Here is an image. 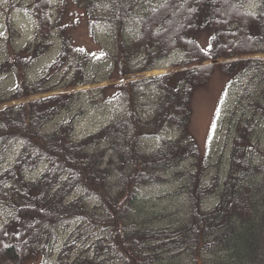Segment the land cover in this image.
<instances>
[{"label":"trees","instance_id":"trees-1","mask_svg":"<svg viewBox=\"0 0 264 264\" xmlns=\"http://www.w3.org/2000/svg\"><path fill=\"white\" fill-rule=\"evenodd\" d=\"M84 1L94 4L93 0ZM254 1L257 9L251 12L246 4ZM105 2L110 15L106 11L101 18L117 26L119 34L128 21H137L136 28L127 29L129 42L123 41L127 38L114 41L117 75L126 78L136 71L159 69L175 54L184 56L176 67L197 66L114 85L111 99L124 100L127 109L97 133L83 138L76 136L72 121L45 131L69 108L75 93L0 110V166L18 142L22 146L18 158L0 168V211L7 212L0 222V264H26L44 254L48 259L60 227L74 225L78 228L52 264H161L165 256L179 253L178 249L184 250L189 264H199L200 254L213 253L215 247L226 255L233 248L235 253L227 257L230 264H264V150L253 139L257 121L264 119V58L230 60L248 55L246 50L251 49L264 54V0H164L139 16L137 0ZM87 7L92 24L94 13ZM36 17L39 22L29 50L31 60L48 49L51 30L38 11ZM178 18L182 21L175 25ZM203 35L207 37L205 48L200 41ZM234 36L239 50L238 46L236 50L230 47ZM63 38L54 69L60 68L69 55L67 32ZM241 48L245 54H239ZM230 49L231 55H227ZM219 60H224L218 67L228 76V86L243 85L231 117L236 129L231 172L224 182L216 176L191 190L183 225L174 232H163L154 228L160 217L134 215L137 195L143 187L160 183L161 172L173 162L197 155L196 145L186 137L190 136L191 100L214 70V66L201 64ZM5 66L13 72L23 68L11 67L9 61ZM87 84L89 81L80 85ZM22 85L13 100L43 91L37 83L29 84L28 92L22 93ZM144 90L152 92V98L141 93ZM154 104L157 109H152ZM140 108L151 111L153 118L145 119ZM169 127L181 132L176 141L163 139L156 153L144 154L141 142L162 139ZM41 164L45 166L43 174L28 179L27 175ZM214 194L215 200L205 206ZM85 227L103 236L93 243L90 256H83L90 249L76 256L74 251L82 242ZM218 257L210 264H225Z\"/></svg>","mask_w":264,"mask_h":264},{"label":"rangeland","instance_id":"rangeland-1","mask_svg":"<svg viewBox=\"0 0 264 264\" xmlns=\"http://www.w3.org/2000/svg\"><path fill=\"white\" fill-rule=\"evenodd\" d=\"M93 1L94 4H90V1L85 3L84 0L81 4H77L75 0H0V110L59 94L75 93L76 95L69 108L66 111L64 110L52 124L46 126L45 131H52L55 126L72 121L75 124L76 136L83 138L97 133L108 125L117 114L123 113L127 109L124 100L116 101L111 99L115 93L114 85L143 81L169 74L176 70L197 66L176 67L175 64L181 63L184 56L175 54L165 59L159 69L143 72L136 71V74H129L126 78L117 75L114 72L117 62L115 61L116 48L114 41L117 38L118 40L127 38L123 41L129 42L128 38L130 37L127 29L130 31V29L136 28L137 21L135 19L128 21L125 30L122 34H119L117 26L112 22L103 21L101 18L105 16L106 11L107 13L109 11L104 6L107 0H102L101 3L98 0ZM163 1L137 0L135 3L137 5L136 16L148 10H153L154 7L160 5ZM88 5L92 9V13H94L93 17L95 19L91 18L92 24L89 23L86 15L85 8L90 11L89 7H87ZM96 5L97 7L95 8ZM257 5V1H254L248 3L246 8L256 11ZM37 11L40 13L41 18L46 20L51 30L49 44L47 45L48 49L37 58L31 60L29 58L31 56L29 50L34 41L36 22H39L36 17ZM108 15L110 14L108 13ZM181 21L178 18L175 21V25L181 23ZM62 26L64 27L63 29L61 28ZM66 32L69 41V55L60 68L54 69L53 65L63 48V35ZM205 35L201 36L200 39L201 43H203V48H205L207 41ZM230 39L231 49L236 50L237 46L239 47L236 36ZM257 46L261 47L259 44ZM231 49L227 55H231ZM241 50L239 54L247 52L246 54L248 55L235 57L230 60L264 58V54L254 53L253 49H251L252 52H248V50L245 52L242 48ZM7 61L10 62L11 67L23 68L19 72H13L9 67L5 66ZM216 62L217 64L215 61H205L201 64V66H214V70L210 71L206 84L197 90L191 100L192 117L188 128L190 136L186 135V137L189 142L196 145L197 155L181 162H173L170 168L161 172L160 183L143 187L137 195L134 215L149 213L160 217L158 225L154 228L161 229L163 232H174L183 225L185 214L189 211L187 204H189L188 199L190 200V197L188 193L191 190L196 189L200 183L205 181L212 182V178L216 176L218 181L224 182L231 172L234 149L232 142L236 131L235 126L231 122V117L243 85L238 83L229 87L228 76L218 67L224 60ZM88 81L89 84L86 86L80 85ZM37 83L41 84L40 87L43 90L41 93L13 100V97H16L17 93H19L22 84V93H27V86L30 88L29 84L37 85ZM130 91L131 88L128 92ZM141 93H145V96L152 98V92L150 91L144 90ZM111 100L113 101L111 102ZM153 107L152 109H157L155 108L157 104H154ZM140 109L141 115L145 119L150 115L153 118L151 111L142 112L145 108ZM257 122V132H255L253 139L254 143L261 150H264V119H260ZM179 134L181 132L178 129L169 127L163 133L162 139H144L141 142V149L144 154L152 155L161 148L163 139L176 141ZM119 141V143L123 142V138H120ZM18 144L19 142L16 145ZM21 148L22 146L20 150ZM15 152L19 153V149L12 151L1 163L0 168L9 166L16 157ZM254 157L258 158L259 155L255 153ZM42 169L39 170V173ZM27 178L34 179L35 173L30 174ZM115 185L116 183H113V186ZM215 198L216 195L214 194L209 200L205 201V206L213 202ZM90 202H93V200H90ZM6 214L5 210L0 211V222L5 220ZM77 228V225L68 229L60 227L58 239L56 238V242L53 246H50L48 251L49 258L46 259L47 255L45 256V254L38 258L36 256L34 257L36 259L33 258L29 263L27 261L26 264H52L55 261L52 259H56L57 253L61 250L64 242ZM81 236L82 242L78 244L74 253L77 256L90 249L87 255H83L90 256L94 250L93 243L102 237L103 234L99 233L98 230L85 227V229H82ZM169 244L173 245V242L170 241ZM215 248L216 250L213 253L204 254L203 252L200 254L199 264H210L216 258H219L218 256L223 258L225 264H230L227 257L235 253L233 248L230 249L227 255L224 251L217 252L219 248ZM178 250L180 252L172 257L165 256L166 258L161 264H189L190 260L186 257L184 250ZM164 253L169 254L168 252Z\"/></svg>","mask_w":264,"mask_h":264}]
</instances>
